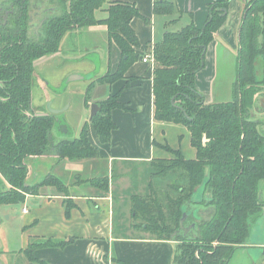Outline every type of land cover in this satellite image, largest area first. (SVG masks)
<instances>
[{"label":"trees","instance_id":"obj_1","mask_svg":"<svg viewBox=\"0 0 264 264\" xmlns=\"http://www.w3.org/2000/svg\"><path fill=\"white\" fill-rule=\"evenodd\" d=\"M49 1L55 3L56 13L43 12L34 22L31 13L37 9L31 0H0V175L8 185L0 189V203H22L26 195L38 194L44 186L68 195L67 186L50 172L34 184L26 183L33 158L62 161L98 156V149L88 139L87 122L77 136L62 138L54 133L55 116L44 110L38 113L32 107L34 62L59 51L65 32L104 24L108 44L113 42L118 47L120 59L113 71L90 81L83 96L87 105L95 83L110 84L125 77L139 58L141 44L130 21L142 15L134 3ZM228 4L229 0H221L209 6L202 28L190 21L177 31H165L153 44L147 43V52L153 55L154 118L185 125L195 157L185 158L179 149L163 145L171 156L151 161L146 192L130 196V217L134 228L155 239L177 243L175 264H231L237 249L246 247L253 216L264 207V118L254 114L261 91L257 85L262 82L257 78L256 64L259 55H264L263 41L259 40L264 35V0L245 2L230 99L206 102L195 85V76L205 65L207 47L225 21ZM174 9L171 0H155L153 4L155 13L170 14ZM97 11L105 15H96ZM97 105L99 109L90 122L100 143H107L117 127L111 111L127 108L112 94ZM167 175L173 179L164 181ZM204 181L203 194L196 197ZM90 183L101 195L108 194L107 176ZM63 204L66 211L72 205L65 200ZM183 211L187 213L183 225L190 227L186 233L179 228ZM40 239H30L20 250L28 263L46 264L34 256V250L60 248L72 241ZM260 261L261 257L244 254L237 264Z\"/></svg>","mask_w":264,"mask_h":264},{"label":"crops","instance_id":"obj_2","mask_svg":"<svg viewBox=\"0 0 264 264\" xmlns=\"http://www.w3.org/2000/svg\"><path fill=\"white\" fill-rule=\"evenodd\" d=\"M120 1L134 3L142 17L147 19L145 21L136 16L130 21V26L141 44L138 49L139 58L128 68L125 77L110 84L95 83L89 90L88 105L83 99L85 88L80 99V111H76V122L73 121L75 123L69 117L71 99L65 98L64 95H69L68 90L74 85V81L68 82L61 93L62 96L52 93L58 95L54 97V101L48 86L52 83L58 88L70 74L84 75L92 72L94 79L104 74L108 67L110 71L116 68L120 51L113 42L108 44L106 26L98 24L83 27L89 41L101 42L104 46L99 49L97 61L94 60L96 57H87V52L92 51L87 47H83L80 55L74 53L76 45L72 42V34L81 30L75 29L63 34L59 51L34 62L35 69L38 65L43 66L51 60L59 59L58 65L62 67L59 82V78L56 81H53L55 77L36 78L33 73L32 107L38 113L44 110L60 119L61 125L55 122L56 131L60 135L54 133L62 138L77 136L82 124L87 122L88 139L91 145L98 149V156L95 158L55 161L54 158L44 156L33 158L28 164L27 184L38 182L44 173L50 172L67 186V196L55 187L44 186L39 189L38 194L26 195L22 202L24 247L31 238H72L70 243L60 248L46 247L34 250V256L46 264H119L120 261L125 264H175L176 242L155 239L148 232L133 227L130 196L133 193L146 192L151 180L152 160L171 156L163 145L179 149L185 158L195 157V148L191 146L190 133L185 125L154 118L153 64L143 62L142 57L148 53L147 43L153 44L162 39L165 31H177L190 21L197 28H202L209 16V6L221 0H171L175 9L170 14L155 13V0ZM245 2L246 0H229L225 21L207 47L204 67L195 76L197 90L203 94L206 102L222 98L214 96V88L217 85L215 73L218 72L219 65L223 64L221 59L225 56L227 61H232L235 68L239 25L244 15ZM41 22L35 26V32ZM220 53L224 56L219 59ZM84 81L86 80L83 79ZM35 90H38L36 95L40 96L37 100ZM109 94L117 95V99L125 103L127 110L115 108L111 111V118L117 127L111 131L109 142L100 143L90 122V106L105 99ZM57 98L63 101L60 107L55 100ZM48 107L61 111L54 113ZM42 162L43 166H47L44 167L47 171L44 170L43 173L33 170V167H38ZM37 171L41 177L35 178ZM30 173L34 177L31 182L28 179ZM103 176H107L109 181L107 195H101L100 190L90 183L91 179ZM5 187L8 185L0 175V189ZM64 200L72 203L67 211ZM245 246L243 248L247 250H250L248 247L257 249V255L261 257L260 262L264 264V207L252 218ZM1 248L0 262L5 264V254H2ZM252 252L250 250L248 254ZM236 253L231 264H237L240 255L237 256Z\"/></svg>","mask_w":264,"mask_h":264},{"label":"rangeland","instance_id":"obj_3","mask_svg":"<svg viewBox=\"0 0 264 264\" xmlns=\"http://www.w3.org/2000/svg\"><path fill=\"white\" fill-rule=\"evenodd\" d=\"M31 4H33V7L36 8L37 10H33L32 11V15L34 17L33 21L36 22L37 18H40L42 16L43 12H46L48 14H54L56 13V5L54 2H50L49 0H41L39 1V3L36 5L35 4V0H31ZM36 5V6H35ZM98 12V11H97ZM96 15H101L104 14V12L100 11L97 13ZM80 31H76L75 33L72 34V42L75 43L76 47H74V53L76 55H80V51L82 50L83 52V47H87L88 49H90L89 51L91 52H87L88 54L87 57H96L97 61V54L99 57V49H101L103 44L101 42H91L88 40V36L86 34V30L84 28H80ZM87 40L89 42H87ZM259 40L262 42L263 41V47L261 49L264 50V35L262 36V34L259 36ZM260 49V50H261ZM259 50V51H260ZM81 52V53H82ZM264 53V51H263ZM224 56L222 53L219 54V59ZM223 61V64L219 65V69L218 72L215 73V76L217 78V85L214 88V96L216 98L218 97H222L221 99H216L215 101H219V100H228L231 97V87H232V83L234 81L235 78V68L232 65V61L230 60H226L225 56L224 59H221ZM60 60L59 59H54L51 60V62H47L45 63L43 66L38 65L35 69H34V74L35 77L37 78V76L40 77H47L49 79H51V77H55L53 81H56L60 75H61V65H58V62ZM256 68H257V78L259 79V81H262L259 85H257V88L261 91L258 92L257 94V103L258 106H256V109H254V114L259 116V117H263L264 118V55H259L258 60H257V64H256ZM108 70H110V67L107 68ZM85 80L83 82V80H75L74 81V85L68 90V94H64L65 98L70 97L71 99V110L69 111V117L71 118V121L73 122L75 120L76 122V111H80V99H82L83 96V92L86 88V84L93 79V73L89 72L84 74ZM68 78V76L66 77ZM64 79L62 84L57 88L55 84L50 83V85L48 86L49 88V93L50 95H52L53 97V101H54V97H58V95L56 94H52V93H59L61 94L62 91L65 89V87L68 84V81H66L67 79ZM61 78H59L58 82L60 81ZM58 84V83H56ZM217 86L219 88H217ZM69 88V87H68ZM53 91V92H52ZM220 92V93H219ZM36 93L38 94V90H35V95ZM219 93V94H218ZM259 95V97H258ZM62 96V94H61ZM38 95L35 96V100H37L38 98H40V96L38 97ZM64 98V99H65ZM60 107V105H62V100L61 98H57L55 99ZM82 101V100H81ZM89 101V100H88ZM262 102V104H261ZM88 105V102H87ZM71 122V125H72ZM73 122V123H75ZM264 128V127H263ZM56 126L54 127V132L56 133V135H60L59 133H57L56 131ZM44 163L42 162L40 165H38V167H33V170H40L44 173V170L47 171L46 168L47 166H43ZM31 169V168H30ZM32 173V172H31ZM30 173L28 179L29 181H34V177L32 176V174ZM44 175V174H43ZM41 177V174L39 173V171H37V175L35 178ZM173 179V177L171 175H167V177H165L163 180L164 181H171ZM41 193H44L43 191H41ZM68 194V192H67ZM44 195V194H42ZM198 197V196H196ZM24 204L22 203H11V204H7V203H0V241H1V245H2V254H5V264H29L28 260L25 258V255H23V253H21V249L24 247V232L22 230V207ZM251 226V224H250ZM257 227V225H256ZM255 227V228H256ZM34 239L35 242L40 241V238H31ZM250 250H252V255L255 257H258L257 255V249L253 248V247H248ZM241 249V248H240ZM237 249L236 252H239L238 254L236 253V255H244V254H248L247 248H242L241 250ZM254 252L256 255H254ZM30 264H40L38 262H31Z\"/></svg>","mask_w":264,"mask_h":264},{"label":"water","instance_id":"obj_4","mask_svg":"<svg viewBox=\"0 0 264 264\" xmlns=\"http://www.w3.org/2000/svg\"><path fill=\"white\" fill-rule=\"evenodd\" d=\"M6 17H7V14H5L4 15V19H6ZM85 75H81V74H70L69 76H68V78H66L67 80L66 81H68V82H71V81H75V80H83V79H85ZM48 109L51 111V112H54V113H57V112H59V111H61V109H59V110H57V109H52V108H50V107H48ZM99 109V106L96 104V103H93V104H91V106H90V119L92 118V116L97 112V110ZM55 122H56V124H60L61 122H60V119L59 118H55ZM61 125V124H60ZM205 185H206V181H204L203 182V184L201 185V187H199V189L197 190V192H196V196H198V197H201L202 196V194H203V191H204V189H205ZM186 216H187V213L186 212H184L183 211V214H182V217H181V219H180V222H179V228L184 232V233H186L188 230H189V226L187 227V226H184L183 225V222H184V220H185V218H186ZM0 248H1V244H0ZM250 251V250H249ZM1 252V251H0ZM0 264H2L1 262H0Z\"/></svg>","mask_w":264,"mask_h":264},{"label":"built area","instance_id":"obj_5","mask_svg":"<svg viewBox=\"0 0 264 264\" xmlns=\"http://www.w3.org/2000/svg\"><path fill=\"white\" fill-rule=\"evenodd\" d=\"M143 62H148L153 64V55L152 53H147L142 57Z\"/></svg>","mask_w":264,"mask_h":264}]
</instances>
